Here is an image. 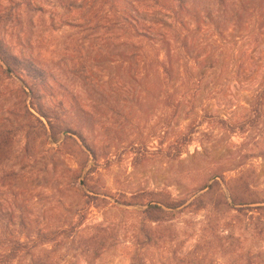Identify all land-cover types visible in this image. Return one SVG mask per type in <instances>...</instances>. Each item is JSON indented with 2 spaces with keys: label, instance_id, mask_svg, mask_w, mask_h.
<instances>
[{
  "label": "rangeland",
  "instance_id": "374dc122",
  "mask_svg": "<svg viewBox=\"0 0 264 264\" xmlns=\"http://www.w3.org/2000/svg\"><path fill=\"white\" fill-rule=\"evenodd\" d=\"M25 3L0 0V264H264V105L245 135L220 122L257 115L264 30L193 27L165 75L113 42L110 1L85 30Z\"/></svg>",
  "mask_w": 264,
  "mask_h": 264
},
{
  "label": "trees",
  "instance_id": "16d2710c",
  "mask_svg": "<svg viewBox=\"0 0 264 264\" xmlns=\"http://www.w3.org/2000/svg\"><path fill=\"white\" fill-rule=\"evenodd\" d=\"M50 0H27L24 5L29 12L44 13V7ZM63 2V8L69 10V15L55 13L51 21H55L62 27L70 29H86L94 21H97L93 13L88 14L97 4H104L110 1V36L113 42H119L123 39L126 45L130 47V55L133 59L138 57V51H143L145 56H149L151 51L158 54L160 58L162 52H166L167 62L162 63L165 75H171L175 71V60L180 58V46L185 50L183 65L181 68H187L188 62L192 61L195 54L190 42L193 39L194 30L197 28L199 33H207L214 29L216 35H222L233 29H243L254 24L259 27L258 30H264V0H60ZM79 3L81 6L77 7ZM11 15V14H10ZM17 15V13H16ZM72 15V18L70 16ZM4 16V15H3ZM19 18V16L17 15ZM29 18V17H28ZM107 18L99 20L104 22ZM136 42V43H135ZM160 45L166 47L160 49ZM140 47V48H139ZM4 61L5 59L2 58ZM1 60V61H2ZM33 90H30V94ZM264 89L259 97L257 115L254 119L241 124L237 127L231 126L230 122L221 119L220 122L227 126L229 131L245 135L251 127L255 126L259 118L263 116ZM34 109L38 115L44 118L50 127L51 134H54L52 118L43 113V109ZM56 141H58L56 139ZM181 141L190 144L194 141V134L190 133L183 136ZM218 184V182H217ZM208 188V185L203 187ZM202 203L201 199H196L192 204L197 206ZM168 214L164 208L151 205L147 212ZM154 220V223L161 219ZM23 245L17 244L13 247L12 255L17 256L21 252ZM47 254V253H46ZM43 254L40 256L47 257ZM38 256V257H40ZM37 258V257H36ZM41 260V259H40ZM36 264H53L37 262Z\"/></svg>",
  "mask_w": 264,
  "mask_h": 264
},
{
  "label": "water",
  "instance_id": "95a60500",
  "mask_svg": "<svg viewBox=\"0 0 264 264\" xmlns=\"http://www.w3.org/2000/svg\"><path fill=\"white\" fill-rule=\"evenodd\" d=\"M9 72H11V71H9ZM210 187H211V186H209L208 189H210Z\"/></svg>",
  "mask_w": 264,
  "mask_h": 264
}]
</instances>
